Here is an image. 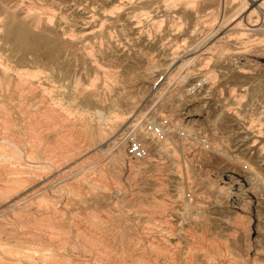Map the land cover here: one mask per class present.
Here are the masks:
<instances>
[{
  "label": "rangeland",
  "instance_id": "1",
  "mask_svg": "<svg viewBox=\"0 0 264 264\" xmlns=\"http://www.w3.org/2000/svg\"><path fill=\"white\" fill-rule=\"evenodd\" d=\"M200 1L0 0V124L21 140L29 121L64 132L43 140L56 167L22 191L53 186L51 206L34 201L25 218L58 225L57 264H170L189 237L207 264H264V17L237 20L247 0ZM40 230L11 233L53 248Z\"/></svg>",
  "mask_w": 264,
  "mask_h": 264
},
{
  "label": "bare ground",
  "instance_id": "2",
  "mask_svg": "<svg viewBox=\"0 0 264 264\" xmlns=\"http://www.w3.org/2000/svg\"><path fill=\"white\" fill-rule=\"evenodd\" d=\"M121 1V0H120ZM124 1V0H123ZM190 3H194V7L192 8L191 12H195V11H199L201 10V5H200V0H188ZM250 2L249 5L247 4L246 7H244L242 10H240L237 13V20L239 19H243L244 17L246 18V20L251 17V13L254 12V14H256L258 16L257 19L260 18L263 19L264 17V0H247V2ZM177 2V1H174ZM124 3V2H123ZM129 3V2H128ZM244 3V2H243ZM37 4V3H36ZM150 2L146 1L145 5H149ZM221 4V2H220ZM242 4V3H241ZM245 4V3H244ZM243 4V5H244ZM142 5V4H141ZM144 5V4H143ZM153 5V4H152ZM36 6V5H35ZM118 6V5H117ZM146 6V7H147ZM189 6V5H188ZM221 6V5H220ZM13 7V6H11ZM114 7V6H113ZM111 7V8H113ZM121 6L117 7L118 9ZM144 7V6H143ZM152 7V6H151ZM243 7V6H242ZM27 8V7H26ZM30 8V7H29ZM36 8V7H35ZM18 9V8H17ZM86 9V8H85ZM116 9V8H115ZM250 9H253L254 11L252 12ZM19 10V9H18ZM21 10V9H20ZM31 10V9H30ZM36 10H38V8H36ZM109 11V9L107 10ZM220 11V10H219ZM37 12V11H35ZM43 12V11H42ZM111 12V11H110ZM32 13V11H31ZM34 13V11H33ZM38 13V12H37ZM108 13V12H107ZM27 14V13H26ZM25 14V15H26ZM44 15V13H43ZM47 15V14H46ZM233 15V14H232ZM231 15V16H232ZM30 16V15H29ZM34 16V14H33ZM48 17H50L49 15H47ZM230 16V17H231ZM234 16V17H237ZM37 17V16H36ZM32 18V17H31ZM38 18V17H37ZM45 18V17H44ZM233 18V17H232ZM244 18V19H245ZM34 19V18H32ZM49 19V18H48ZM133 19V18H132ZM230 19V18H229ZM236 19V18H234ZM31 20V19H30ZM28 18V21H30ZM47 20V19H46ZM139 20V19H138ZM233 20V19H232ZM232 20H230V22H232ZM39 21V20H38ZM37 21V22H38ZM42 21V20H41ZM222 21V20H221ZM236 21V20H235ZM234 21V22H235ZM264 21V20H263ZM22 22V20H21ZM225 22V21H224ZM237 22V21H236ZM259 22V21H258ZM30 23V22H29ZM230 24L229 22H226V25ZM233 24V22H232ZM247 24V23H246ZM25 25V24H24ZM36 25V24H35ZM34 25V26H35ZM215 25V24H214ZM248 25V24H247ZM246 25V26H247ZM263 25V24H262ZM216 26V25H215ZM214 26V27H215ZM217 26H220L219 24H217ZM232 26V25H231ZM230 27V26H229ZM249 27V26H248ZM259 27V26H258ZM261 27V26H260ZM239 29V28H238ZM253 29V28H252ZM223 30V28H222ZM227 30V29H226ZM228 31V30H227ZM264 31V30H263ZM242 32V31H241ZM247 32V31H246ZM143 33V32H142ZM216 34V33H215ZM243 34V33H241ZM56 37V36H54ZM43 38V37H42ZM264 40V38H263ZM19 42V41H18ZM58 44V42H57ZM49 45V44H48ZM38 47V46H37ZM44 47V45H43ZM66 47V46H65ZM200 47V46H199ZM64 48V47H63ZM62 48V49H63ZM51 49V48H50ZM45 50V48H44ZM56 50V49H55ZM201 50V49H200ZM212 50V49H211ZM16 51V50H15ZM61 51V50H60ZM199 51V50H198ZM210 51V50H209ZM53 52L55 53V51L53 50ZM52 52V53H53ZM24 54V53H23ZM32 54V53H31ZM51 55V54H50ZM55 56V55H54ZM2 57V56H1ZM0 57V58H1ZM7 57V56H5ZM24 58V56H23ZM30 59V58H29ZM3 60V59H2ZM46 60V59H45ZM44 60V61H45ZM48 60V59H47ZM46 60V61H47ZM40 60V64L42 65V63ZM32 62V61H31ZM38 62V61H37ZM191 61L187 60L186 63H189ZM19 64H21L20 62H18ZM26 63V62H25ZM208 63V62H207ZM18 64V65H19ZM24 64V63H22ZM31 64V63H30ZM34 64V63H33ZM47 64V62L45 63ZM25 65V64H24ZM38 65V64H37ZM40 65V66H41ZM0 66H4L3 61L0 62ZM10 66V65H8ZM21 67V65H19ZM27 66V65H26ZM39 66V67H40ZM0 67V68H1ZM13 67V66H12ZM16 67V66H15ZM23 67V66H22ZM8 68V67H7ZM11 68V67H10ZM26 69V68H25ZM2 70V68H1ZM0 70V71H1ZM21 70V69H20ZM24 70V69H23ZM27 70V69H26ZM31 70V69H30ZM45 70V69H44ZM50 70V69H49ZM189 70V69H188ZM186 71V74L189 73V71ZM17 70H15L16 72ZM41 71V70H40ZM14 72V73H15ZM20 72V71H19ZM18 72V73H19ZM24 72V71H23ZM21 73L20 75H26L25 73ZM29 72V71H28ZM27 72V73H28ZM34 72V71H33ZM13 73V74H14ZM39 73V71H38ZM47 73V72H46ZM41 74V73H40ZM45 74V72H44ZM12 75V74H11ZM19 75V74H18ZM47 75V74H46ZM29 76V74H28ZM38 77V74L36 75ZM4 77V75H3ZM25 77V76H24ZM31 77V76H30ZM33 77V75H32ZM36 77V78H37ZM211 76L209 75H205L203 78L199 79V84L197 86H202L206 83V81H209L211 78ZM15 78V77H14ZM39 78V77H38ZM10 79V78H9ZM20 79V78H19ZM29 79V78H28ZM13 80V79H12ZM16 80V79H14ZM33 80V79H32ZM37 80V79H36ZM10 81V80H9ZM25 81V80H24ZM28 81V80H27ZM29 82V81H28ZM31 82V81H30ZM17 83V82H16ZM26 83V82H25ZM32 84V83H31ZM196 84V83H195ZM18 85V84H17ZM193 85V84H192ZM33 86V85H31ZM30 87V86H29ZM37 87V86H35ZM32 88V87H31ZM24 90V89H23ZM34 90V89H33ZM44 90V89H43ZM36 91V90H35ZM33 92V91H31ZM21 93V92H20ZM50 93V90H49ZM53 96V95H52ZM17 98V97H16ZM88 99V98H86ZM12 100V99H11ZM17 100V99H14ZM13 102V101H12ZM16 102V101H15ZM17 103V102H16ZM13 104V103H12ZM14 105V104H13ZM4 106V105H3ZM233 106V105H232ZM13 107V106H12ZM16 107V106H15ZM14 107V109H15ZM51 108V107H50ZM11 109V108H10ZM9 109V110H10ZM49 109V108H48ZM47 109V112H48ZM69 109V108H68ZM234 109V108H233ZM19 110V109H18ZM40 110V109H39ZM4 111V110H3ZM8 111V110H7ZM12 111V110H11ZM44 111V110H43ZM42 111V112H43ZM51 111H53V109H51ZM55 111V110H54ZM22 112V111H21ZM37 112V111H36ZM46 112V111H45ZM44 113V112H43ZM56 113V112H55ZM99 113V112H98ZM14 114V111L13 113ZM10 115V114H9ZM38 115V114H37ZM48 115V114H47ZM53 115V114H51ZM100 115V113H99ZM33 116V115H30ZM264 116V114H263ZM50 117V114H49ZM48 117V118H49ZM261 117V116H258ZM8 118V115H7ZM36 118V117H34ZM42 118V117H41ZM41 118L40 121H41ZM53 118V116H52ZM263 118V117H262ZM10 119V118H9ZM50 119V118H49ZM34 120V119H32ZM47 120V119H44ZM255 120V119H254ZM259 120V118H258ZM10 121H12L10 119ZM54 121V119L52 120ZM56 121V120H55ZM250 121V120H249ZM261 121V120H260ZM8 122L6 120H3L2 123L3 125L0 124V202H2L3 200H7L8 203L5 207H3L0 210V264H57L60 261V252L62 249L65 248V243H64V239H57L59 237V230L57 228V226L52 222V221H48L45 222L46 224H40V222H36L35 220L32 219H27V217L25 218V216L27 215V213L32 209V205L35 202H38L37 204H44L46 206H51V200L49 199L50 197H52L51 192L53 191L51 186L52 184H50L49 186L46 184L47 181L43 182L46 185L44 187L41 186L40 189L37 190H33L30 193H26V192H22L23 188L29 184L32 183L34 180H37V177L39 175L38 171L40 169H50L51 166H55L56 163L58 162V154L57 152H55L53 149V147H48L47 144H45L43 142V140L45 139V136H47L46 134L48 132H51L52 129H54V132L56 134H61L60 130L56 129V123H52L50 125H41V124H37L36 126L34 125V127L32 126L31 122L29 121L30 126L28 127V133H27V137L25 139L21 138H16L15 134H18L16 131L11 130V128L7 125H5V123ZM14 123V121H12ZM33 122V121H32ZM36 122V121H35ZM44 122V121H43ZM42 122V124H43ZM9 123V122H8ZM11 123V122H10ZM59 123V122H58ZM261 123V122H260ZM259 123V124H260ZM7 124V123H6ZM16 124V123H15ZM27 124V123H26ZM258 124V123H257ZM9 125V124H8ZM12 125V124H11ZM264 125V124H263ZM13 126V125H12ZM60 126V125H59ZM54 127V128H53ZM27 128V126H26ZM60 129V127H58ZM259 129V128H258ZM26 130V129H25ZM100 130V129H99ZM12 131V132H11ZM262 131V130H261ZM53 133V132H51ZM64 133V132H63ZM62 133V135H63ZM154 133H156L154 131ZM55 135V134H54ZM58 137V136H57ZM60 137V136H59ZM57 139V138H56ZM47 141V140H46ZM87 141V140H86ZM39 142V143H38ZM80 142V141H79ZM50 145V144H49ZM70 145V144H69ZM79 145V143H78ZM140 145H142V147L144 146V143H141ZM42 146V147H41ZM75 147V145H74ZM42 148V149H41ZM79 148V147H78ZM263 148V147H262ZM58 149V148H57ZM77 149V148H75ZM74 149V150H75ZM140 149V148H139ZM64 150V149H63ZM66 150V148H65ZM79 150V149H77ZM141 151V149H140ZM73 150H67L64 152H60L61 154V158L67 160H70L73 156ZM43 153V154H42ZM68 153H70V155H68ZM72 153V155H71ZM77 153V152H76ZM59 154V155H60ZM78 154V153H77ZM64 155V156H63ZM68 155V158H67ZM60 157V156H59ZM59 158V159H61ZM44 160V161H42ZM42 161V162H41ZM61 161V160H60ZM65 161V160H63ZM62 161V162H63ZM68 162V161H67ZM89 163V162H88ZM99 163V162H98ZM65 164V163H64ZM59 165V163H58ZM57 165V166H58ZM62 165V164H61ZM78 165V164H77ZM56 167V166H55ZM77 167V166H76ZM59 168V167H58ZM81 170V169H80ZM49 172V171H48ZM41 175V174H40ZM47 180V179H46ZM50 180V179H49ZM48 180V181H49ZM62 180V179H60ZM190 180V179H189ZM84 181V180H83ZM86 181V180H85ZM264 186V185H263ZM96 187V186H95ZM98 187V186H97ZM99 188V187H98ZM97 188V189H98ZM130 189V188H129ZM70 191V190H69ZM50 194V195H49ZM50 196V197H49ZM49 197V198H48ZM98 198V197H97ZM62 201V200H61ZM6 202V201H5ZM3 202V203H5ZM40 202V203H39ZM117 204V203H116ZM190 204L187 205V207H189ZM1 207V206H0ZM40 207V205H39ZM42 207V206H41ZM54 207V206H53ZM55 208V207H54ZM54 208L52 210H54ZM35 215L36 213H32V215ZM51 216V215H50ZM98 216V215H97ZM49 217V216H48ZM45 218V217H44ZM47 218V217H46ZM50 218V217H49ZM40 219H38L39 221ZM49 220V219H46ZM54 220V219H53ZM57 220V219H56ZM60 222V221H59ZM58 222V223H59ZM44 223V221H43ZM57 223V224H58ZM60 224V223H59ZM43 226L45 227L46 230L49 231L48 235L49 237L52 239H57L56 241L54 240V247L53 248H49L51 246H49L47 243V245L49 246L48 248L45 246V248L47 249H34V248H27L23 245V241H21L20 239H16L14 238V236L12 235L11 231H17L18 233H22V234H30L31 236L36 237L37 239L40 238L41 230L40 227ZM88 226V225H87ZM62 227V226H61ZM160 227V226H159ZM25 228H27V232H25ZM80 229V228H79ZM43 230V229H42ZM62 231V230H61ZM162 231V230H161ZM170 231V230H169ZM44 232V231H43ZM98 232V231H97ZM188 232V231H186ZM191 232V231H190ZM20 233V234H21ZM45 233V232H44ZM43 233V234H44ZM42 234V235H43ZM46 234V233H45ZM97 233L94 232H90L87 234V238L88 240L83 244V242L81 243V246L86 247L87 249H93L91 248L92 244L94 245V243L96 241L100 242L102 240H100L101 236L96 235ZM100 234V233H99ZM191 234V233H190ZM62 235V234H61ZM101 235V234H100ZM175 235V234H174ZM187 235V234H185ZM47 236V235H46ZM176 236V235H175ZM184 236V235H183ZM189 236V235H188ZM18 237H21L20 235H18ZM61 237V236H60ZM36 238L34 240H36ZM140 238V237H139ZM187 238V237H186ZM22 239V238H21ZM40 240H42L40 238ZM67 240V239H66ZM65 240V241H66ZM39 241V240H38ZM47 242V240H45ZM154 241V240H153ZM183 241V240H181ZM209 241V240H208ZM206 241V242H208ZM218 238L217 237H212V239L210 240L212 245H217ZM157 242V241H156ZM155 242V243H156ZM168 242V241H167ZM180 242V241H179ZM194 242H196L193 238H190L186 240L185 242V249H187L186 251H183V257L182 258H177L175 257V259H173V261L170 262V264H202L201 261L206 262L207 263H211L214 261V258H210V255H208V252L206 250V248L204 249V247H199L197 246ZM33 243V241H32ZM36 242L34 241L33 245ZM50 243V242H48ZM149 243V242H148ZM152 243V242H151ZM178 243V242H176ZM209 243V242H208ZM25 244V243H24ZM74 244V243H73ZM77 244V243H76ZM75 244V245H76ZM169 244L171 245V243L169 242ZM195 244V245H194ZM201 244V241H200ZM158 245V244H157ZM164 245V244H163ZM168 245V246H170ZM174 245V244H173ZM172 245V246H173ZM203 245V244H202ZM29 246V245H28ZM36 246V245H34ZM103 246V245H102ZM136 246V245H135ZM156 246V245H155ZM74 245L71 246V249H74ZM107 247V246H106ZM167 247V246H166ZM166 247H164V250H169L171 252H173L174 254L178 255L180 251H178L177 249H175L174 247H170L171 249H167ZM44 248V247H43ZM79 248V247H78ZM183 248V247H182ZM183 250V249H182ZM221 250L219 253L221 255H224L225 257H230V253L227 254V251L222 250V249H218ZM91 251V250H90ZM98 251V250H97ZM261 251V250H260ZM136 252V251H135ZM65 253V252H64ZM236 253V252H235ZM62 254V252H61ZM181 254V253H180ZM67 255V254H66ZM94 256V255H93ZM92 256V258H93ZM171 256V255H170ZM63 257V256H62ZM71 257V256H70ZM91 257V256H90ZM117 257H120L119 255ZM141 256H138V260L140 261ZM173 257V256H172ZM223 257V256H222ZM112 258V257H110ZM153 258V257H152ZM71 259V258H68ZM151 259V258H150ZM181 259V260H180ZM72 260V259H71ZM70 260V262H71ZM168 260V259H167ZM181 262H178V261ZM226 260V259H225ZM103 261L102 259V255L101 257L99 256V264H101ZM107 261V260H106ZM116 261V260H115ZM137 261V258H136ZM158 261V260H157ZM68 262V261H67ZM66 262V263H67ZM74 261L72 260V263ZM117 262V261H116ZM159 262V261H158ZM168 262V261H167ZM228 264H234L235 262L233 261V258H229L228 259ZM257 262V261H256ZM97 263V262H96ZM108 264V262H106ZM113 263V262H112ZM169 263V262H168ZM71 264V263H70ZM74 264V263H73ZM115 264V262L113 263ZM117 264V263H116ZM153 264H159L157 262H154ZM161 264V263H160ZM204 264V263H203ZM223 264H227V263H223ZM253 264H256L255 262Z\"/></svg>",
  "mask_w": 264,
  "mask_h": 264
},
{
  "label": "built area",
  "instance_id": "3",
  "mask_svg": "<svg viewBox=\"0 0 264 264\" xmlns=\"http://www.w3.org/2000/svg\"><path fill=\"white\" fill-rule=\"evenodd\" d=\"M134 150H135V151H138V150H139V147L136 145V146L134 147Z\"/></svg>",
  "mask_w": 264,
  "mask_h": 264
}]
</instances>
